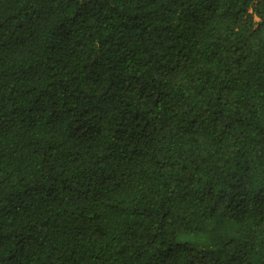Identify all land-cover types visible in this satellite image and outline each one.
<instances>
[{"label": "trees", "instance_id": "trees-1", "mask_svg": "<svg viewBox=\"0 0 264 264\" xmlns=\"http://www.w3.org/2000/svg\"><path fill=\"white\" fill-rule=\"evenodd\" d=\"M0 264H264V0H0Z\"/></svg>", "mask_w": 264, "mask_h": 264}]
</instances>
